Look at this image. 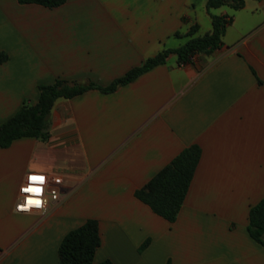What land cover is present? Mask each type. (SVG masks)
Returning <instances> with one entry per match:
<instances>
[{
  "label": "crops",
  "instance_id": "1",
  "mask_svg": "<svg viewBox=\"0 0 264 264\" xmlns=\"http://www.w3.org/2000/svg\"><path fill=\"white\" fill-rule=\"evenodd\" d=\"M204 4L0 0V123L23 100L37 101L38 84L106 86L208 32V12L231 16L212 53L187 63L171 53L112 92L59 97L46 140L0 147V264H59L60 240L89 218L100 239L95 263L264 264V245L246 231L249 207L264 198V0L208 12ZM190 144L199 159L168 222L133 192ZM27 172L59 175V200L40 212L14 211Z\"/></svg>",
  "mask_w": 264,
  "mask_h": 264
},
{
  "label": "trees",
  "instance_id": "2",
  "mask_svg": "<svg viewBox=\"0 0 264 264\" xmlns=\"http://www.w3.org/2000/svg\"><path fill=\"white\" fill-rule=\"evenodd\" d=\"M65 0H17L20 4L34 3L44 7H56ZM244 0H205V9L227 5L232 10L240 9ZM211 29L199 36L188 38L181 45L165 48L143 60L140 65L129 68L123 75L114 78L106 86L93 82L80 83L55 79L49 84H38L37 101L30 104L23 100L18 109L0 123V147H7L14 139L33 137L48 138L49 111L55 99L71 98L88 89L103 93L114 91L157 64L165 62L173 53L178 63L190 62L196 54H210L222 45L221 37L231 16L208 12ZM195 26L189 30L192 33ZM200 149L190 144L180 150L167 164L160 168L147 182L134 190L133 195L156 215L168 222L175 220L199 159ZM246 231L251 239L264 245V198L249 207ZM100 242L97 221L86 219L79 226L67 231L57 247L59 264H113L109 259L93 262V254Z\"/></svg>",
  "mask_w": 264,
  "mask_h": 264
},
{
  "label": "built area",
  "instance_id": "3",
  "mask_svg": "<svg viewBox=\"0 0 264 264\" xmlns=\"http://www.w3.org/2000/svg\"><path fill=\"white\" fill-rule=\"evenodd\" d=\"M32 177H36L33 180ZM39 178H43L42 182ZM62 178L57 174H46L44 172H27L17 188V198L13 209L16 212H40L43 211L47 202L59 200L58 187ZM26 188L39 189L26 192Z\"/></svg>",
  "mask_w": 264,
  "mask_h": 264
},
{
  "label": "snow or ice",
  "instance_id": "4",
  "mask_svg": "<svg viewBox=\"0 0 264 264\" xmlns=\"http://www.w3.org/2000/svg\"><path fill=\"white\" fill-rule=\"evenodd\" d=\"M32 179H33V180H36L37 178H36V177H32ZM39 179H40L41 182H42V179H43V178H39ZM25 191H26V192H31V191H37V192H39V189L26 188Z\"/></svg>",
  "mask_w": 264,
  "mask_h": 264
},
{
  "label": "rangeland",
  "instance_id": "5",
  "mask_svg": "<svg viewBox=\"0 0 264 264\" xmlns=\"http://www.w3.org/2000/svg\"><path fill=\"white\" fill-rule=\"evenodd\" d=\"M227 11H228V9H227Z\"/></svg>",
  "mask_w": 264,
  "mask_h": 264
}]
</instances>
